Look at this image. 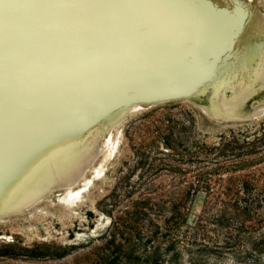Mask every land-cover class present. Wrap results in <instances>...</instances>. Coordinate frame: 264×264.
<instances>
[{
    "label": "bare ground",
    "instance_id": "obj_1",
    "mask_svg": "<svg viewBox=\"0 0 264 264\" xmlns=\"http://www.w3.org/2000/svg\"><path fill=\"white\" fill-rule=\"evenodd\" d=\"M249 20L239 0H0V219L56 192L75 207L116 152L106 135L142 105L204 95L216 122L264 115Z\"/></svg>",
    "mask_w": 264,
    "mask_h": 264
},
{
    "label": "rangeland",
    "instance_id": "obj_2",
    "mask_svg": "<svg viewBox=\"0 0 264 264\" xmlns=\"http://www.w3.org/2000/svg\"><path fill=\"white\" fill-rule=\"evenodd\" d=\"M239 1L250 13L241 43L264 40V0ZM241 43L236 50L243 47ZM189 99L142 105L138 113L108 133L107 140L112 136L113 141L119 142L116 152L112 155L107 148L108 152L105 150L87 171L86 182L79 186L83 188L90 181L92 184L75 207L62 203L63 192H56L25 214L0 219V264H83L86 257L82 254L88 253L90 247H82L88 241H108L103 237L112 221L106 212L113 208L112 204V214L118 217L128 202L143 195L152 197L155 204V196L167 200L185 190L211 169V164L198 154L201 148L219 145L222 137L245 134L251 142L258 139L252 171L257 174L258 191L264 194V115L238 123L216 122L202 108L206 96ZM263 99L264 91L255 95L250 105L260 106ZM170 145L174 152L169 150ZM204 197L199 192L189 203V228L178 241L180 261L232 263L233 247L239 244L237 232L230 239L226 228L207 225L205 221L196 228ZM262 213L264 218V209ZM147 227H153L152 223ZM71 246L77 248L63 259L46 256L48 251Z\"/></svg>",
    "mask_w": 264,
    "mask_h": 264
},
{
    "label": "trees",
    "instance_id": "obj_3",
    "mask_svg": "<svg viewBox=\"0 0 264 264\" xmlns=\"http://www.w3.org/2000/svg\"><path fill=\"white\" fill-rule=\"evenodd\" d=\"M249 135L222 137L211 148L203 146L199 155L211 165L205 176L191 182L167 200L143 195L128 202L118 217L106 211L112 221L103 238L88 241L90 247L83 264H182L178 241L189 228V203L204 193V207L197 227L207 225L226 228L232 239L237 232L239 244L232 250L234 262L217 264H264V194L257 189V174L252 171L255 141ZM169 150L174 152L170 145ZM131 194V192H130ZM155 221V222H154ZM152 223L153 227L148 228ZM81 247V246H79ZM76 246L48 251L47 257L63 259Z\"/></svg>",
    "mask_w": 264,
    "mask_h": 264
},
{
    "label": "water",
    "instance_id": "obj_4",
    "mask_svg": "<svg viewBox=\"0 0 264 264\" xmlns=\"http://www.w3.org/2000/svg\"><path fill=\"white\" fill-rule=\"evenodd\" d=\"M259 117V116H258ZM258 117H252V118H248V119H246V120H249V119H255V118H258Z\"/></svg>",
    "mask_w": 264,
    "mask_h": 264
}]
</instances>
